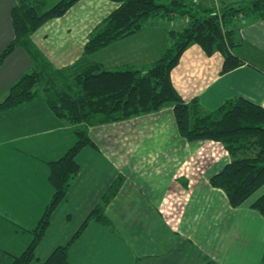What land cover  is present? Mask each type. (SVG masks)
I'll return each instance as SVG.
<instances>
[{
  "label": "crops",
  "instance_id": "crops-1",
  "mask_svg": "<svg viewBox=\"0 0 264 264\" xmlns=\"http://www.w3.org/2000/svg\"><path fill=\"white\" fill-rule=\"evenodd\" d=\"M195 1L219 6L239 0ZM17 4L0 0V54L15 38L11 13ZM120 4L79 0L63 16L42 24L31 40L55 67L70 66L84 56L95 28ZM188 24L185 17L149 19L141 30L89 59L111 70L148 67L171 46V31ZM235 37L240 44L232 52L245 63L228 72L222 71L225 57L219 51L208 55L192 44L183 52L171 78L185 101L196 98L205 112L237 97L264 107V19L239 22ZM33 67L22 46L5 59L0 102ZM173 106L166 103L151 113L88 127L96 147L78 154L80 172L52 213L30 264H42L68 243L120 175L125 180L105 209L110 226L90 221L70 247L71 264H262L264 216L252 204L264 191L231 206L211 178L233 156L221 142L182 137ZM75 127L42 96L0 111V264H12L31 243L32 229L54 194L49 163L76 143Z\"/></svg>",
  "mask_w": 264,
  "mask_h": 264
},
{
  "label": "trees",
  "instance_id": "trees-1",
  "mask_svg": "<svg viewBox=\"0 0 264 264\" xmlns=\"http://www.w3.org/2000/svg\"><path fill=\"white\" fill-rule=\"evenodd\" d=\"M49 1L18 0L12 10L15 38L0 54V66L22 46L34 60V67L9 89L0 102V111L42 96L59 118L76 126L77 141L60 159L49 163L54 194L32 229L31 243L14 257L12 264H30L36 258V248L49 227L52 213L66 198L71 181L80 172L78 154L87 146L96 147L88 132L91 126L151 113L173 103L182 137L188 141L221 142L233 156L211 178L212 186L227 194L231 206L239 207L264 186V107L237 97L205 112L196 98L185 101L171 78L183 52L192 44H198L208 55L221 52L225 57L223 72L243 65L245 61L232 52L240 44L235 37L236 25L251 17L264 19V0H239L219 6H206L195 0H121L118 8L95 28L85 44L84 56L61 68L55 67L37 48L31 34L47 20L63 16L79 0H58L47 8ZM156 17H185L189 24L181 31H171V46L150 66L111 70L89 59L113 41L138 32L147 20ZM124 180L120 175L113 182L71 240L56 247L42 264H71L70 247L90 221L110 226L105 209ZM252 207L264 216V194Z\"/></svg>",
  "mask_w": 264,
  "mask_h": 264
},
{
  "label": "rangeland",
  "instance_id": "rangeland-1",
  "mask_svg": "<svg viewBox=\"0 0 264 264\" xmlns=\"http://www.w3.org/2000/svg\"><path fill=\"white\" fill-rule=\"evenodd\" d=\"M187 1H190V0H187ZM251 1H253V0H245V2L244 3H248V2H251ZM58 2V0H50L49 1V4H48V7L47 8H50L51 6H53L55 3H57ZM238 5H242V4H238ZM262 191H264V186L260 189V190H258V192L256 193V194H254L251 198H250V200L249 201H251V200H254ZM27 238H29V236H27ZM21 239H22V237H21ZM32 240V239H31ZM9 242H11V241H9ZM21 252V251H20ZM7 254H12V253H10V252H6ZM21 254V253H20ZM19 254V255H20ZM19 255H17V256H19ZM6 258L5 259H9L7 256H5Z\"/></svg>",
  "mask_w": 264,
  "mask_h": 264
}]
</instances>
